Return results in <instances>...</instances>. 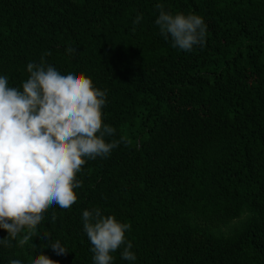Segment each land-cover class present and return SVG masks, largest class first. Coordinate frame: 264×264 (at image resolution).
<instances>
[{
    "label": "trees",
    "instance_id": "16d2710c",
    "mask_svg": "<svg viewBox=\"0 0 264 264\" xmlns=\"http://www.w3.org/2000/svg\"><path fill=\"white\" fill-rule=\"evenodd\" d=\"M157 4L201 16L205 45L173 47ZM30 62L105 90L104 139L120 143L85 158L76 202L49 208L22 246L28 229H0V264H94L82 219L94 208L131 226L111 264H264V0H0V76L22 90Z\"/></svg>",
    "mask_w": 264,
    "mask_h": 264
},
{
    "label": "clouds",
    "instance_id": "9594fccd",
    "mask_svg": "<svg viewBox=\"0 0 264 264\" xmlns=\"http://www.w3.org/2000/svg\"><path fill=\"white\" fill-rule=\"evenodd\" d=\"M156 7L159 15L155 24L166 40L171 38L173 47L191 52L194 46L205 45L207 26L201 16L172 15L162 4ZM142 18L138 14L133 23L139 24ZM75 51L66 48L69 54ZM27 71L30 76L22 83V90L9 87L8 77L0 76V229L13 239L28 229L19 241L21 246L49 208L58 205L69 209L76 202L74 189L82 186L76 174L85 158H106L120 143L104 139L116 130L102 123L106 91L94 87L90 77L77 72L62 74L43 63L30 62ZM82 219L94 264H111L110 253L126 243L125 232L131 226L112 215L105 217L99 208L84 210ZM0 244L11 246L8 239H0ZM50 246L57 255L68 252L59 241ZM131 248L128 242L122 259L136 260ZM9 264L23 262L12 259ZM31 264L58 261L39 253Z\"/></svg>",
    "mask_w": 264,
    "mask_h": 264
},
{
    "label": "rangeland",
    "instance_id": "374dc122",
    "mask_svg": "<svg viewBox=\"0 0 264 264\" xmlns=\"http://www.w3.org/2000/svg\"><path fill=\"white\" fill-rule=\"evenodd\" d=\"M234 223H235V222H234ZM225 230H226L225 228H224V229H222V231H223V232H225Z\"/></svg>",
    "mask_w": 264,
    "mask_h": 264
}]
</instances>
